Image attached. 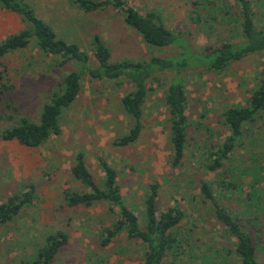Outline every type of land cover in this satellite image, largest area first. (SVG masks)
<instances>
[{
	"label": "rangeland",
	"instance_id": "1",
	"mask_svg": "<svg viewBox=\"0 0 264 264\" xmlns=\"http://www.w3.org/2000/svg\"><path fill=\"white\" fill-rule=\"evenodd\" d=\"M25 1L56 38L77 44L92 64L94 35L109 48L112 60L147 59L180 51L173 46L145 44L111 8L83 12L71 0ZM125 1L142 15L152 13L168 29L182 32L197 51L217 45L231 34L230 19L225 15L231 0ZM251 1L254 22L264 28V0ZM22 27L15 13L0 8V40ZM56 62L57 58L43 53L33 38L26 47L0 57V71L12 85L5 95L0 94V126L10 125L18 116L37 120L41 105L63 75L74 68L71 63L58 66ZM263 73L264 52L231 61L217 72L195 68L182 73L186 144L177 166L170 165L169 157L163 100L167 73L148 83L141 108L142 128L137 140L128 145H118L116 140L132 123L120 105L121 96L131 90L129 82L83 76L75 99L59 115L58 134L33 148L0 139V203L32 187L30 201L0 224V264H28L45 236L56 230L67 234V242L52 264H141L140 241L128 238L124 231L100 245L101 230L116 220V208L110 212L104 203L88 207L65 204L63 190H85L69 171L76 150L82 151L97 183L103 174L101 162L115 168L123 200L134 207L140 221L141 197L152 181L158 184L157 212L171 205L182 211V218L169 232L171 249L161 264H239L233 252L235 238L214 218L210 201L200 193V181L209 182L215 202L237 217L253 242L256 263L264 264V207L244 203L252 183L264 203V111L244 129L223 164L234 173L243 170L236 182L240 191L219 193L215 174L220 169L208 170L205 154L209 146L228 135L221 112L245 104Z\"/></svg>",
	"mask_w": 264,
	"mask_h": 264
},
{
	"label": "trees",
	"instance_id": "2",
	"mask_svg": "<svg viewBox=\"0 0 264 264\" xmlns=\"http://www.w3.org/2000/svg\"><path fill=\"white\" fill-rule=\"evenodd\" d=\"M231 1L232 4L228 2V9L225 12L230 19L231 34L219 44L197 51L189 45L182 32L168 29L152 13L142 15L125 0H71L76 8L83 12L111 8L122 16L125 25L133 29L145 44L173 46L180 50L174 55L150 56L147 59L112 60L109 48L94 35L92 47L94 63L92 64L88 53L81 50L77 44L56 38L52 28L36 16L33 8L25 0H0V8L15 13L23 23L20 30L0 40V57L26 47L29 40L33 38L36 46L43 53L57 58L58 66L66 63L74 66L63 75L57 89L52 91L41 105L36 121H31L25 116H18L10 125L0 126V139L15 140L19 144L33 148L39 146L50 135L58 134L59 115L75 99L80 90L82 77L87 76L95 80L129 82L131 90L121 96L120 105L124 113L131 118L132 123L128 130L117 138L116 144L134 143L142 128L141 108L149 91L148 83L158 74L167 73L163 100L166 106L170 165H179L186 144L185 90L182 73L195 68L217 72L231 61L239 60L249 54L264 52V28L257 26L254 22L253 2L251 0ZM1 72L0 94L5 95L12 85ZM257 82L245 104L232 105L221 112L222 124L227 128L228 135L221 143L209 146L205 153L206 168L211 171L220 169L215 174V184L219 193L241 190L236 182L243 170L234 173L230 166L223 167V164L229 159L244 129L246 130L252 122L260 118L264 111V73ZM100 168L103 174L100 182L97 183L84 163L82 151L76 150L69 171L72 178L85 190H63L65 204L88 207L96 203H104L110 212L116 208V220L101 230L104 236L100 240V245L108 244L115 234L124 231L128 238L140 241L143 247L141 264H161L166 252L171 249L169 232L182 218V211L176 205H171L157 212L158 184L152 181L145 186L141 197L140 221L139 216L134 213V207L127 206L123 200L115 168L104 161L100 163ZM209 184V182L200 181V193L203 199L210 201L214 218L235 238L233 252L239 264H257L254 245L249 234L239 225L235 215L230 214L223 205L215 202ZM253 184L250 185L244 197V203L246 206L252 204L264 207V203L258 196L259 190L255 189ZM31 189L30 186L29 190L7 197L0 203V224L10 220L23 205L30 201ZM66 242L65 232L56 230L48 233L42 245L36 248L28 264H52L59 248Z\"/></svg>",
	"mask_w": 264,
	"mask_h": 264
}]
</instances>
